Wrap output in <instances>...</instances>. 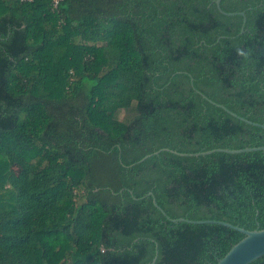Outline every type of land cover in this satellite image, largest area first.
Returning <instances> with one entry per match:
<instances>
[{
  "label": "trees",
  "instance_id": "trees-1",
  "mask_svg": "<svg viewBox=\"0 0 264 264\" xmlns=\"http://www.w3.org/2000/svg\"><path fill=\"white\" fill-rule=\"evenodd\" d=\"M221 7L0 0V264H218L243 233L170 218L264 229V150L195 155L264 146V0Z\"/></svg>",
  "mask_w": 264,
  "mask_h": 264
},
{
  "label": "water",
  "instance_id": "water-1",
  "mask_svg": "<svg viewBox=\"0 0 264 264\" xmlns=\"http://www.w3.org/2000/svg\"><path fill=\"white\" fill-rule=\"evenodd\" d=\"M221 3L222 0H215V4L218 8V10L224 14V15H228V16H234L237 14H240L242 16H244V13H227L225 12L222 7H221ZM244 31V28L242 29L241 32ZM206 97V96H205ZM219 107L225 109L226 111L230 112L228 109L225 108V106L217 104ZM232 115L237 116L236 114L230 112ZM242 120L250 123V124H254L256 126H262L264 128L263 125H260L258 123H253L249 120H246L244 118H242ZM256 150H264V146L262 147H258V148H246V149H241V150H229V149H215V150H211V151H206V152H202V153H197L195 154L196 156L199 155H208V154H212L215 152H227V153H240V152H249V151H256ZM162 151H169V149L165 148L162 149L158 152H156L155 154H159ZM176 154L182 155V156H187V155H193V154H182V153H178L176 151H172ZM151 155H147L144 159H142V161H144L145 159L149 158ZM151 195H153V193H150ZM153 203L155 205L156 208H158L164 215H166V213L164 212V210L158 205L157 200L154 198L153 199ZM171 221L178 223V222H187V223H193V224H204V223H218L224 226H227L229 228H232L234 230H237L241 233H243L245 235V237L239 242L237 243L235 246L232 247V249L227 253V255L221 259L218 264H250L251 262L259 259L260 257L264 256V229L263 230H254V231H248L245 230L243 228H240L238 226H234L230 223L227 222H222V221H191V220H187L185 218H179V219H171ZM158 258V253H156V256L154 257V259L152 260V262L150 264H156Z\"/></svg>",
  "mask_w": 264,
  "mask_h": 264
},
{
  "label": "rangeland",
  "instance_id": "rangeland-1",
  "mask_svg": "<svg viewBox=\"0 0 264 264\" xmlns=\"http://www.w3.org/2000/svg\"><path fill=\"white\" fill-rule=\"evenodd\" d=\"M133 114V113H132ZM133 115H131V113H129L128 111H126V110H122L120 113H119V115H118V117H119V119H121V120H125L126 118H131Z\"/></svg>",
  "mask_w": 264,
  "mask_h": 264
},
{
  "label": "built area",
  "instance_id": "built-area-1",
  "mask_svg": "<svg viewBox=\"0 0 264 264\" xmlns=\"http://www.w3.org/2000/svg\"><path fill=\"white\" fill-rule=\"evenodd\" d=\"M61 1H64V0H53V5H54V7H57L58 4H59Z\"/></svg>",
  "mask_w": 264,
  "mask_h": 264
}]
</instances>
